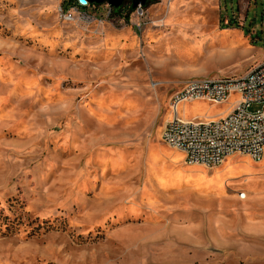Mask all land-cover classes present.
<instances>
[{
    "label": "rangeland",
    "instance_id": "rangeland-1",
    "mask_svg": "<svg viewBox=\"0 0 264 264\" xmlns=\"http://www.w3.org/2000/svg\"><path fill=\"white\" fill-rule=\"evenodd\" d=\"M75 2L0 0V264H264V158L183 165L161 139L189 78L264 60V0H152L141 31L61 18ZM238 100L177 112L218 120Z\"/></svg>",
    "mask_w": 264,
    "mask_h": 264
},
{
    "label": "built area",
    "instance_id": "built-area-1",
    "mask_svg": "<svg viewBox=\"0 0 264 264\" xmlns=\"http://www.w3.org/2000/svg\"><path fill=\"white\" fill-rule=\"evenodd\" d=\"M89 6L92 5L88 2L86 5L75 2L74 6L66 9L59 7V15L68 21L76 18L87 23L106 20L121 26L130 21L137 31L146 24V10L140 5L130 10L129 3H124L118 12L106 2L102 3L100 12L88 11ZM233 93L239 102L223 118L198 121L178 116L177 108L183 101L201 99L222 103ZM252 103H264V60L237 76L190 79L169 99L172 116L163 126L161 139L181 151L186 164L212 168L221 164L228 155L236 153L259 161L264 154V111H250ZM237 194L240 199L246 195L244 191Z\"/></svg>",
    "mask_w": 264,
    "mask_h": 264
},
{
    "label": "crops",
    "instance_id": "crops-1",
    "mask_svg": "<svg viewBox=\"0 0 264 264\" xmlns=\"http://www.w3.org/2000/svg\"><path fill=\"white\" fill-rule=\"evenodd\" d=\"M221 30H229L227 33L222 34ZM213 34H216V36H219L220 38H222V42L228 46V47H232V46H243L244 44H248V41L246 39V36L243 34V29L238 27H226V28H222L221 25L219 24L217 27H214V30L210 31ZM194 78H201V77H191L190 79H194ZM187 80V81H188ZM169 109V106H168ZM231 110V109H230ZM229 110V111H230ZM169 111V110H168ZM168 120V119H167ZM166 120V121H167ZM169 148H172L168 145ZM184 161V156H182V158L180 159V163L183 164ZM253 162V161H252ZM184 165V164H183ZM186 165V164H185ZM167 166H172V168L174 167L172 164L168 163ZM184 195V194H183ZM188 196V195H185ZM190 196V195H189ZM236 197L238 198V200H244V199H240L238 197V195H236ZM246 199V198H245Z\"/></svg>",
    "mask_w": 264,
    "mask_h": 264
},
{
    "label": "water",
    "instance_id": "water-1",
    "mask_svg": "<svg viewBox=\"0 0 264 264\" xmlns=\"http://www.w3.org/2000/svg\"><path fill=\"white\" fill-rule=\"evenodd\" d=\"M149 1L150 0H77V3L79 5H86L88 2L91 5H97L106 2L114 9L115 12H118L124 3H129L130 9L133 10L138 5L145 7Z\"/></svg>",
    "mask_w": 264,
    "mask_h": 264
},
{
    "label": "bare ground",
    "instance_id": "bare-ground-1",
    "mask_svg": "<svg viewBox=\"0 0 264 264\" xmlns=\"http://www.w3.org/2000/svg\"><path fill=\"white\" fill-rule=\"evenodd\" d=\"M161 22V21H160ZM195 102H196V100H194ZM204 101H208V100H204ZM209 102H212V101H209ZM169 120V119H168ZM173 149H175V148H173ZM175 150H177V149H175ZM177 151H179V150H177ZM180 153H182L181 151H179ZM182 155H183V153H182ZM234 154H231V155H228L223 161H222V163H224L228 158H230V157H232ZM245 155V154H244ZM245 156H248V155H245ZM249 157V156H248ZM250 158V157H249ZM263 158H264V154H263V156H262V158L259 160V161H262L263 160ZM259 161H256V162H259ZM221 163V164H222ZM221 164H219V165H221ZM187 165H190V166H194V165H200V164H187ZM200 166H203V165H200ZM218 166V165H217ZM246 194V193H245ZM245 198H246V195H245ZM244 198V199H245Z\"/></svg>",
    "mask_w": 264,
    "mask_h": 264
},
{
    "label": "trees",
    "instance_id": "trees-1",
    "mask_svg": "<svg viewBox=\"0 0 264 264\" xmlns=\"http://www.w3.org/2000/svg\"><path fill=\"white\" fill-rule=\"evenodd\" d=\"M70 2H72L73 0H69ZM152 0H150L146 5H145V7L146 6H148V4L151 2ZM131 10V9H130Z\"/></svg>",
    "mask_w": 264,
    "mask_h": 264
}]
</instances>
